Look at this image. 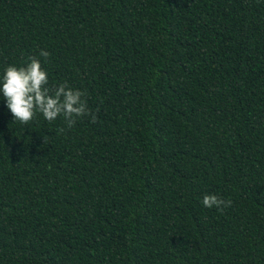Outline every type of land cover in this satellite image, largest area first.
I'll return each mask as SVG.
<instances>
[{
	"label": "trees",
	"instance_id": "16d2710c",
	"mask_svg": "<svg viewBox=\"0 0 264 264\" xmlns=\"http://www.w3.org/2000/svg\"><path fill=\"white\" fill-rule=\"evenodd\" d=\"M30 56L97 120L0 93V264H264V0H0Z\"/></svg>",
	"mask_w": 264,
	"mask_h": 264
},
{
	"label": "clouds",
	"instance_id": "9594fccd",
	"mask_svg": "<svg viewBox=\"0 0 264 264\" xmlns=\"http://www.w3.org/2000/svg\"><path fill=\"white\" fill-rule=\"evenodd\" d=\"M39 56L46 61L50 53L41 50ZM0 93L6 99L14 120L24 125L32 122L37 114L48 122L62 118L69 130L82 118L90 117L92 123L97 120L87 104V89L72 88L67 82L50 86L47 70L42 67V61L34 56L28 57L24 66L9 65L5 69L0 77ZM65 130L61 127L57 132L62 134ZM202 204L223 212L231 207L232 201L215 194H206Z\"/></svg>",
	"mask_w": 264,
	"mask_h": 264
}]
</instances>
